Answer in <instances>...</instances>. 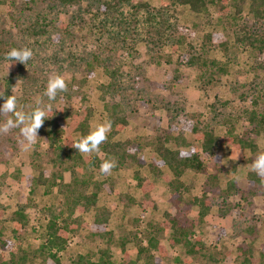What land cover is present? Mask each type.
<instances>
[{"label":"rangeland","instance_id":"obj_1","mask_svg":"<svg viewBox=\"0 0 264 264\" xmlns=\"http://www.w3.org/2000/svg\"><path fill=\"white\" fill-rule=\"evenodd\" d=\"M140 1L155 7L160 6V0ZM11 2L7 0L6 4L0 3V91H4L8 96L16 95L18 110L31 111L38 99L45 104L49 103L43 96L48 77L52 74H62L68 82V90L59 93L57 99L51 102L53 112H56V107L91 105L95 109V115L90 122L91 130L103 123L107 116L100 85L109 84L110 79L103 73L102 67L89 69V66H84L92 54H98L106 67L121 69V81L126 88L121 96L116 93L107 96L110 101L121 102L124 112L132 116L129 126L117 140L135 139L167 129L173 122L171 115H174L176 101L178 109L183 107L187 111H200L207 120L211 118L218 136L225 134L226 127L220 124L229 117L236 123V134L251 129L246 110L253 108V105L232 90L238 79L240 83L248 85L243 91L245 95L250 90L262 91L253 84L255 76L251 71L257 59L248 52L239 53L237 58L234 57L229 73L220 83L206 86L200 82L199 70L182 64L178 66L177 63L168 64L166 59L159 61L146 53L143 45L139 44L134 48L132 55L126 49H113L116 48L113 39L108 35H101V17L96 18L97 9H91V0H77L74 5L65 6L52 0H37L35 4L27 3L26 0H15L14 6ZM129 10L128 8L127 12H130ZM43 15H46L49 21H54L53 26L49 27V34L43 37L29 34L28 26ZM141 15H145V12L142 11ZM176 16L182 24L192 28L196 23L201 24L200 28L196 29L197 36L192 39L196 45L200 44L202 34L215 30V27L208 23L206 16H196L189 7H178ZM63 22L73 26L71 34L62 30ZM23 47L30 48L33 57L27 65L14 63L18 69L17 76L7 89L5 81L10 75V68L8 69L9 62L4 59L5 54L12 48ZM183 49L181 48L182 51ZM214 55L221 61L225 60L222 53ZM176 67H179V74L178 81L174 82L171 78H174L173 71ZM238 71L244 73L236 76ZM260 74L264 77L263 72ZM250 84H253L254 88H251ZM13 87L15 90L12 93ZM3 103L4 100L0 97V105ZM263 107L264 100L258 103L257 108ZM212 108L220 114L217 119L213 118ZM134 112L137 115L133 116ZM7 118L14 117L0 116V124ZM251 139L253 147L250 149H216V154L222 156V173H217L216 169L212 168L213 161L207 159L206 164L210 170L208 169L206 174L185 172L183 180L189 189L185 191L184 201L179 205H176L172 198L173 190L168 182L151 170L153 157L148 150L139 153V162L134 167H127L106 176L97 173L95 180L101 182V185L107 184V187L100 188L97 208L105 207L111 210L108 230L112 237L107 234L104 240L95 238L88 228L81 227L70 233V243L65 250L58 253L60 262L56 263L47 254L35 253L39 246L47 241L46 211L50 207L60 206L65 193L54 189L52 194H44V189L41 188L32 194V187L27 180L28 176H39L37 164L52 171L51 161L55 154L39 132L36 144L24 150L20 130L12 129L6 135L0 134V209H5L2 222L21 208L28 216L29 226L25 236L19 239L12 233L13 225L10 223L5 224L7 228L4 232L6 237L11 239L13 247H19L17 256L35 255L27 264H76L81 255L90 258L91 262H98L104 249L110 251L114 264H122L124 253L121 241L124 238H129L130 242L125 249L134 261L139 260L138 264H242L238 257L241 248L247 253H253L255 258L261 261L258 264H263L264 186L250 183L248 177L252 173L250 165L253 159L260 151H264V133L259 136L252 134ZM69 165L67 163V166ZM138 171L155 184V188L147 197L154 205L145 209L140 205L144 196L138 185ZM65 176L69 182V173ZM233 182L237 186L236 190L229 188ZM108 189H111V192ZM128 194L137 200L136 204L125 198ZM202 194L209 197V210L205 217L197 219L200 207L191 205L190 202L192 198ZM166 212L180 216L185 225L190 224L192 220H198L194 229L195 235L190 241L195 243L197 238H201L206 248L204 252L208 253L207 256L216 257L218 262H208L207 257L193 258L182 247L171 248L164 237L160 238V244L165 250L155 248L142 253L140 246H147L145 234L154 231L150 224L159 225ZM83 217L89 224L93 223L95 210ZM247 229H253V234H249Z\"/></svg>","mask_w":264,"mask_h":264},{"label":"trees","instance_id":"obj_2","mask_svg":"<svg viewBox=\"0 0 264 264\" xmlns=\"http://www.w3.org/2000/svg\"><path fill=\"white\" fill-rule=\"evenodd\" d=\"M6 1L2 0L0 3L6 4ZM10 1L12 6L16 4L15 0ZM36 1L26 0L27 3L34 4ZM52 1L65 6L74 5L77 0ZM178 7H189L198 17L206 16L208 23L215 27V30L202 34L200 44L196 45L192 39L197 36L196 29H199L201 24L196 23L193 28L182 24L176 16ZM128 8L130 12H127ZM91 9H97L95 15L96 18L101 17V35L105 34L113 39L116 45L113 49H126L132 55L134 48L139 44L143 45L146 53L158 58L159 61L166 59L168 64L177 63L178 66L182 64L190 69L199 70L200 82L206 86L220 83L229 73L234 57L237 58L239 53L248 52L257 59L251 71L255 76L253 84L262 91L250 90L245 95L243 91L248 85L240 83L238 79L232 87L237 96L253 105V108L246 110L251 129L242 133L236 134V123L229 117L220 124L226 127L225 134L218 136L211 118L207 120L200 111H187L183 107L178 109V101H176L174 115H171L173 122L167 129L157 130L152 135L135 139L117 140V137L129 126L132 116L124 112L121 102L110 101L107 96L113 93L121 96L123 91H126L121 81L123 75L119 67L108 68L98 54H92L91 59L85 62L84 66H89V69L102 67L103 73L110 79L109 84L100 85L104 95V111L107 120L112 122V130L108 134L107 141L101 145L99 153L88 157L82 156L70 145L91 130L90 122L95 115V109L91 105L56 107L54 109L56 112H50L49 116L52 117L46 119L38 131L54 151L55 156L51 161L52 171L45 170L37 164L39 176L27 177L28 184L32 187V194L41 188L44 189V194H52L54 189L65 193L64 201L60 202L62 203L60 206L47 209L48 223L45 229L47 241L39 246V250L35 253V255L47 254L56 263L60 262L58 253L65 250L70 243V233L81 227L88 228L95 238L104 240L107 234L112 237V233L110 234L108 230L111 210L105 207L97 208L100 188L107 187V184L104 186L95 180L96 174L100 175L99 166L103 160L115 159L117 167L112 172H119L127 167H134L139 162V153L148 150L153 157L151 170L168 182L173 190L172 198L175 204L179 205L184 201L185 191L189 189L183 180L185 172L206 174L208 169L210 170L206 164L207 159L213 161L212 168L214 167L217 173H222L224 170L222 156L216 154L218 147L250 149L253 147L251 135L259 136L264 133V107L257 108L258 103L264 100V77L260 74L264 73V0H160L158 7L140 0H91ZM142 11L145 12L143 16ZM53 23L54 21H49L46 15L39 16L31 22L27 32L33 36H47L49 27L53 26ZM61 26L66 34H71L73 26L64 22ZM181 48H184L183 51ZM217 53L224 54L225 60L221 61L215 57L214 54ZM178 69L179 67H176L173 71L174 78L171 79L174 82L178 81ZM17 71L16 64L10 66V75L5 81L7 89L11 87ZM242 73L244 72L238 71L235 75L239 76ZM253 84H250L251 88H254ZM212 112H214L213 118L217 119L220 115L218 111L212 108ZM135 113H132L133 116ZM133 147L136 149L135 153L130 152ZM182 152L186 155L182 156ZM67 163L70 165L67 166ZM66 173L70 175L69 182L66 181ZM136 176L144 196L140 205L144 209L153 206L154 203L147 197L155 188V184L150 182L148 177L142 176L140 171ZM248 179L252 184L264 186L253 172ZM229 188L236 190L237 186L233 182ZM108 190L111 192V189ZM125 198L134 204L137 202L130 194ZM190 203L200 207L197 219L207 215L210 204L207 194L192 198ZM94 210V222L89 224L83 216ZM4 215L5 209H0V264L31 262L35 255L17 256L19 247H13L11 239H8L4 232L7 228L5 224L10 223L13 225L12 233L17 239L25 236L24 233L29 226L25 210L21 208L16 210L8 220L2 222ZM197 224L198 220L195 219L185 225L180 216L166 212L164 220L159 225L150 224L154 231L145 234L144 240L147 241V246H140L142 253L155 248L165 250L160 244V238L164 237L171 248L182 247L193 258L207 257L208 262H218L216 257L207 256L208 253L204 252L206 248L201 238H197L195 243L190 241L195 235L194 229ZM247 230L249 234L254 232L253 229ZM129 242V238L121 241L124 253L122 264H138L139 260L134 261L125 249ZM238 257L242 260V264L261 262L253 253H247L242 248L238 252ZM76 264H114V262L110 251L104 249L101 251L100 261L91 262L90 258L81 255Z\"/></svg>","mask_w":264,"mask_h":264},{"label":"clouds","instance_id":"obj_3","mask_svg":"<svg viewBox=\"0 0 264 264\" xmlns=\"http://www.w3.org/2000/svg\"><path fill=\"white\" fill-rule=\"evenodd\" d=\"M33 57V51L30 48H12L6 54L4 59L9 62L8 69L16 62L27 65L28 61ZM15 87L12 88V93ZM68 90V82L62 74H52L48 77L46 88L43 96L47 98L49 103L45 104L42 100L36 101V106L29 112L18 110V102L16 95L6 96L4 91H0V97L4 99V103L0 105V116L14 117L7 118L3 124H0V134H8L12 129L18 128L24 142V150H28L36 144L38 131L43 126L44 121L48 118L50 112H53L52 101L57 99L59 93ZM112 130V122L105 120L90 130L87 135L80 137L70 145L76 149L82 156L88 157L94 153L100 152V147L108 139V134ZM133 147L130 152L135 153ZM182 156L186 153H181ZM143 158V157H142ZM144 159V158H143ZM117 167L115 159H105L99 166V174L101 176L111 175L112 170ZM250 171L255 173L264 184V151H260L250 165Z\"/></svg>","mask_w":264,"mask_h":264}]
</instances>
